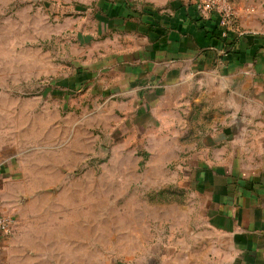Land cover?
<instances>
[{
	"label": "crops",
	"instance_id": "1",
	"mask_svg": "<svg viewBox=\"0 0 264 264\" xmlns=\"http://www.w3.org/2000/svg\"><path fill=\"white\" fill-rule=\"evenodd\" d=\"M193 1L97 0L99 34H112L115 49L89 64V79L76 70L58 97L90 85L96 106L105 100L150 142L142 186L156 200L149 204L174 212L151 232L149 261L264 264V0H229L238 16L226 44L217 16ZM4 142L0 216L14 226L0 234V264H84L81 207L77 217L76 191L66 199L65 165L34 178L19 141ZM52 188L62 191H45ZM184 195L189 205L178 211L173 199Z\"/></svg>",
	"mask_w": 264,
	"mask_h": 264
},
{
	"label": "rangeland",
	"instance_id": "2",
	"mask_svg": "<svg viewBox=\"0 0 264 264\" xmlns=\"http://www.w3.org/2000/svg\"><path fill=\"white\" fill-rule=\"evenodd\" d=\"M85 1L0 0V140L19 141L34 178L65 165L66 199L76 191L77 217L81 207L84 264H151V232L174 211L149 204L156 200L142 186L150 142L138 140L105 100L96 106L90 85L58 97L76 70L89 79V64L115 49L112 34H99L97 0ZM128 1L138 7L171 0ZM186 201L173 199L178 211L187 210ZM67 217H74L69 203Z\"/></svg>",
	"mask_w": 264,
	"mask_h": 264
},
{
	"label": "built area",
	"instance_id": "3",
	"mask_svg": "<svg viewBox=\"0 0 264 264\" xmlns=\"http://www.w3.org/2000/svg\"><path fill=\"white\" fill-rule=\"evenodd\" d=\"M196 9L204 15H216L220 38L229 40L231 33L237 28V11L229 0H194ZM14 221L8 216H0V234H10Z\"/></svg>",
	"mask_w": 264,
	"mask_h": 264
},
{
	"label": "trees",
	"instance_id": "4",
	"mask_svg": "<svg viewBox=\"0 0 264 264\" xmlns=\"http://www.w3.org/2000/svg\"><path fill=\"white\" fill-rule=\"evenodd\" d=\"M216 37H217V40H218L219 42H222L223 44H226V43L228 42V40H222V39L220 38V31H219V30H217Z\"/></svg>",
	"mask_w": 264,
	"mask_h": 264
},
{
	"label": "water",
	"instance_id": "5",
	"mask_svg": "<svg viewBox=\"0 0 264 264\" xmlns=\"http://www.w3.org/2000/svg\"><path fill=\"white\" fill-rule=\"evenodd\" d=\"M151 264H156V263L154 262V263H151Z\"/></svg>",
	"mask_w": 264,
	"mask_h": 264
}]
</instances>
